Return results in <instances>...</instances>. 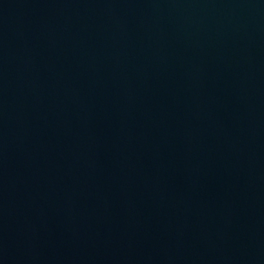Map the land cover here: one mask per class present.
Here are the masks:
<instances>
[{
    "label": "water",
    "instance_id": "water-1",
    "mask_svg": "<svg viewBox=\"0 0 264 264\" xmlns=\"http://www.w3.org/2000/svg\"><path fill=\"white\" fill-rule=\"evenodd\" d=\"M0 264H264V0H0Z\"/></svg>",
    "mask_w": 264,
    "mask_h": 264
}]
</instances>
